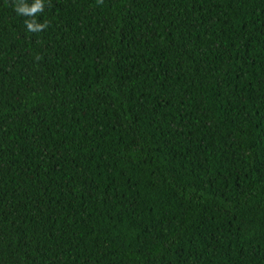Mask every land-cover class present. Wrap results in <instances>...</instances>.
<instances>
[{
  "label": "trees",
  "instance_id": "16d2710c",
  "mask_svg": "<svg viewBox=\"0 0 264 264\" xmlns=\"http://www.w3.org/2000/svg\"><path fill=\"white\" fill-rule=\"evenodd\" d=\"M0 264H264V0H0Z\"/></svg>",
  "mask_w": 264,
  "mask_h": 264
},
{
  "label": "clouds",
  "instance_id": "9594fccd",
  "mask_svg": "<svg viewBox=\"0 0 264 264\" xmlns=\"http://www.w3.org/2000/svg\"><path fill=\"white\" fill-rule=\"evenodd\" d=\"M37 10H39V9H38V8H33V9H31V12H32V11H37ZM25 23H26L27 28H28L29 30H32V31H35V30H36L35 28H33V25H32L31 23H29V22H27V21H25Z\"/></svg>",
  "mask_w": 264,
  "mask_h": 264
}]
</instances>
